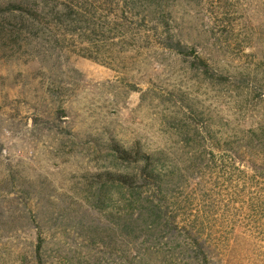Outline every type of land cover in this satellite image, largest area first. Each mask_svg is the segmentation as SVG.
I'll use <instances>...</instances> for the list:
<instances>
[{
  "label": "rangeland",
  "instance_id": "rangeland-1",
  "mask_svg": "<svg viewBox=\"0 0 264 264\" xmlns=\"http://www.w3.org/2000/svg\"><path fill=\"white\" fill-rule=\"evenodd\" d=\"M1 29L0 264H264V0H0ZM112 144L161 187L94 182L142 166Z\"/></svg>",
  "mask_w": 264,
  "mask_h": 264
},
{
  "label": "trees",
  "instance_id": "trees-1",
  "mask_svg": "<svg viewBox=\"0 0 264 264\" xmlns=\"http://www.w3.org/2000/svg\"><path fill=\"white\" fill-rule=\"evenodd\" d=\"M10 40V36L4 32V30H0V49H3L5 43ZM172 48H174L177 52L183 53V47L179 41L171 44ZM192 50V49H191ZM187 52V51H186ZM190 51H188L189 53ZM184 54V53H183ZM190 54V53H189ZM62 111L57 112L58 116H61ZM110 148L115 151V154L118 158L125 161H133V162H141L142 166L139 167L138 172L135 174L134 178H129L127 176L115 175L111 173H101L98 176L93 177L94 182L97 183H105V182H117L125 185H131L133 182H138L141 185L147 184L150 180L159 188L161 187V183L163 182L160 175L156 173L154 169L151 167L156 166V162H158V158H155L152 155L146 154L137 150H129L124 149L122 147L116 146L112 144ZM149 170V171H148ZM149 181V182H150ZM198 251L202 254V250L199 247Z\"/></svg>",
  "mask_w": 264,
  "mask_h": 264
}]
</instances>
